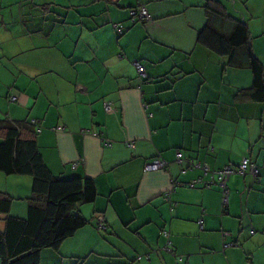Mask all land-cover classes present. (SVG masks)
I'll return each instance as SVG.
<instances>
[{
	"label": "crops",
	"instance_id": "crops-1",
	"mask_svg": "<svg viewBox=\"0 0 264 264\" xmlns=\"http://www.w3.org/2000/svg\"><path fill=\"white\" fill-rule=\"evenodd\" d=\"M206 1L0 0V120L34 122L51 175L96 190L78 206L88 223L38 264H264V101L244 97L245 48L235 67L196 42ZM215 1L245 24L264 80V0ZM136 9L149 19L132 24ZM243 159L257 175H231L223 205L202 183ZM153 160L164 169L145 171ZM30 183L0 173L11 216L25 217Z\"/></svg>",
	"mask_w": 264,
	"mask_h": 264
},
{
	"label": "trees",
	"instance_id": "trees-1",
	"mask_svg": "<svg viewBox=\"0 0 264 264\" xmlns=\"http://www.w3.org/2000/svg\"><path fill=\"white\" fill-rule=\"evenodd\" d=\"M204 8L209 19L197 31L196 42L225 57L227 63L235 67L242 64L234 60L236 51L245 48L244 64L251 72L252 87L244 97L264 101L263 68L250 51L245 24L228 15L215 0H207ZM144 21L147 20L134 23ZM213 23H219L227 32ZM115 26L123 32L118 25H113L117 34L121 33ZM37 132L34 122L0 120V173L31 179L24 218L8 213L12 198L0 192V264H38L41 250H57L64 240L88 223L79 215L78 206L92 203L96 197L95 185L89 178L51 175L36 146ZM99 220L104 230L101 219L96 226Z\"/></svg>",
	"mask_w": 264,
	"mask_h": 264
},
{
	"label": "built area",
	"instance_id": "built-area-1",
	"mask_svg": "<svg viewBox=\"0 0 264 264\" xmlns=\"http://www.w3.org/2000/svg\"><path fill=\"white\" fill-rule=\"evenodd\" d=\"M129 16L131 17V23L133 24L135 21L138 20H148L149 16L147 15L146 11L144 9H136V10H131L129 12ZM116 28V26H115ZM118 33H121L120 29L116 28ZM137 74L143 75V69L137 64L133 63ZM10 101H14V98H10ZM106 109H108V106H105ZM59 129V128H57ZM92 136L96 137L97 139L100 140L101 144L104 147L109 146V142L105 139H102L99 134H92ZM129 146H131L129 144ZM181 155L179 152L176 153L175 158L178 163H180L181 160ZM185 164L189 167H195L201 169L204 173H207L208 170L204 167H200L198 164L193 165L190 160H183ZM78 163L80 162H75L71 165V168H74ZM165 164L161 160H153L152 162H149L145 164L144 170H162L164 169ZM231 175H238V176H244V175H250L252 177H255L257 175L256 168L253 164L249 163L246 159H243L239 164L236 166H224L223 168L211 173V178L210 180L203 182L202 187L203 188H210L211 185H216L218 188H220L222 195H223V205L226 204V196H227V187H226V182L228 178ZM196 183H200V179L194 180L190 182L188 185L190 188H192ZM168 199V193L165 194L164 200ZM97 227L101 229V223L100 220L97 223ZM169 243L167 242L164 249L168 250Z\"/></svg>",
	"mask_w": 264,
	"mask_h": 264
}]
</instances>
